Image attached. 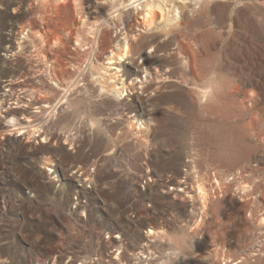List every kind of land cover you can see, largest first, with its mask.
Here are the masks:
<instances>
[{
    "label": "rangeland",
    "instance_id": "obj_1",
    "mask_svg": "<svg viewBox=\"0 0 264 264\" xmlns=\"http://www.w3.org/2000/svg\"><path fill=\"white\" fill-rule=\"evenodd\" d=\"M58 1L0 0V100L7 108L14 107L4 97L10 82L18 83L14 97L27 104L29 95L42 93L41 62L31 54L40 45L28 30L42 32L43 11L63 23L57 28L75 47V35L66 29L104 13V0H76L81 16L72 3ZM42 2L49 4L42 7ZM168 5L170 17L185 19L175 29L186 35L200 76L181 68L183 56L156 13L142 35L150 44L158 36L156 54L169 68V79L142 92L139 81L145 75L131 76L128 61L104 62L122 65L107 74L116 73L115 81L125 79L126 86L133 82L134 89L101 100L87 86L86 75L78 77L87 93L73 92L57 141L39 139L35 149H27L0 136L3 262L30 264L38 256L77 247L81 257L94 261L111 252L118 264H137L138 253L152 242L160 264L183 257L194 258L191 264H264V0ZM84 53L77 48L69 62L71 80L87 60ZM28 110H12L13 115L0 110V126L11 117H26ZM82 173L90 181L76 177ZM212 173L219 189L211 184ZM231 176L237 177L227 183ZM197 187L205 193L202 203ZM149 227L165 235L150 238ZM69 237L89 253H81L76 243L70 246Z\"/></svg>",
    "mask_w": 264,
    "mask_h": 264
},
{
    "label": "bare ground",
    "instance_id": "obj_2",
    "mask_svg": "<svg viewBox=\"0 0 264 264\" xmlns=\"http://www.w3.org/2000/svg\"><path fill=\"white\" fill-rule=\"evenodd\" d=\"M172 1L173 0H104L101 3L104 5V13L95 18L93 22L84 19L79 27L66 29L67 35L70 33L75 35L73 42L77 47L71 46L68 43L69 37L65 38L61 35V31L57 28V25L63 23L61 21L55 23L50 18L51 14H49L47 10L43 11L45 20L42 19L44 24V26H42V32L38 31V29L35 31L28 30V34H31L35 42H38L40 45L39 48H37L36 45L33 46L31 54H34L41 62L42 93L29 95V104H27L23 100L14 97V87L17 86L18 83L10 82L6 85L10 87V90L6 91L7 93L9 92V94L4 97L13 100L14 107L7 108L4 105L3 99H1L0 110L11 115H13V113H10L12 110L25 112V108L29 107H31V110H28L26 117H20L19 119L11 117L5 123L3 122L0 126V136L6 137L13 143L26 147L27 149H35L34 143L38 144L39 139H41V142H47L51 140V137H54L57 141L62 137L59 131L64 130L66 127L63 120L61 121V118L72 105L70 98L73 92L83 91L87 93V88L80 89L78 77H84L86 75L85 81L87 82V86H91L96 97L101 100L103 97L125 96L128 90L132 91L134 89L132 88L133 86H131L133 82L130 83V86H126L125 79L115 81L116 73L113 75L107 74L108 70H119L120 67L122 68V65L106 67L104 62L113 65L117 58H124L125 61H128V63L134 67V70L130 72L131 76L138 78L140 74L145 75L144 79L139 81L142 92L147 91L152 82L169 79V68L162 64V58H159L156 54L158 47L154 41L157 40L158 36H155L154 39L152 38L154 41H152L153 44H150L149 39L142 35V33L145 34L146 30L151 27L156 13L161 15V21L165 26L164 32L166 37H170L175 43L179 57L183 56V60L179 62L181 68L183 66L187 71L185 72L191 77L200 76L199 72H196L198 69L197 58L186 43L188 40L186 35L180 30L175 29L185 25V19L179 20V18L170 17L172 9H170V5L168 4H171ZM58 3L60 6L72 3L80 16V13H83L82 9L79 7L80 5L76 3V0H59ZM48 4L49 2H47V4L42 2V7L48 6ZM138 16H142L141 22L138 20ZM174 23L175 25H173ZM61 29L63 28L61 27ZM72 30L74 31L72 32ZM147 47H149V53H146ZM77 48L85 51L84 54H86L87 60L82 61L80 71H78L79 75L71 80L67 75V68ZM139 59H141L142 62H138ZM215 72L216 69H214V73ZM214 82L215 80L212 81V85L204 89L212 88ZM208 95H210V92H203L204 97L207 98L209 97ZM136 98L140 100L138 96H136ZM90 122L91 127L96 123L94 120ZM57 127H59V133L57 132ZM133 138L136 137L131 134V140ZM69 139L70 136L66 138V140ZM128 139L129 137L126 136L125 140ZM76 177L78 179H85V182L90 181V176L87 173L79 174ZM244 186L246 187L247 185ZM201 188L197 187V197L202 203L205 193ZM178 192H184V189L180 188ZM146 233L150 238L165 235L164 231L152 227H149ZM66 240L70 243V246H73V243L78 244V249L81 253L86 249L85 244H81L72 237ZM59 242L60 244L65 243L62 239H59ZM115 246L117 247L116 252H118L121 249L120 243L118 246ZM144 247L146 251H140L138 253L136 259L137 264H160L162 258H158L150 249V247H153L152 242H147ZM76 249L77 247H73L66 251L58 250L43 257L38 256L30 264H118L115 262L117 261V256H113L114 254L111 252L99 255L101 258L94 261L91 259V256L81 257ZM84 253L88 254L89 252L86 250ZM193 259L192 257H183L181 260H178V262L166 264H191ZM0 264L11 263H5L0 260Z\"/></svg>",
    "mask_w": 264,
    "mask_h": 264
},
{
    "label": "built area",
    "instance_id": "obj_3",
    "mask_svg": "<svg viewBox=\"0 0 264 264\" xmlns=\"http://www.w3.org/2000/svg\"><path fill=\"white\" fill-rule=\"evenodd\" d=\"M211 177H212V181H211V184L214 186V187H218L219 188V180L215 177V175H214V173H212V175H211ZM237 176H231L228 180H227V183L228 182H230V181H233L235 178H236ZM217 188V189H218Z\"/></svg>",
    "mask_w": 264,
    "mask_h": 264
}]
</instances>
